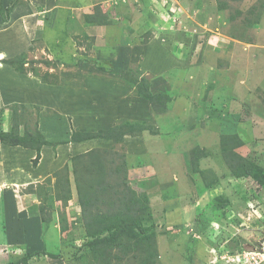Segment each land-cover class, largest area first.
<instances>
[{
	"label": "rangeland",
	"instance_id": "rangeland-1",
	"mask_svg": "<svg viewBox=\"0 0 264 264\" xmlns=\"http://www.w3.org/2000/svg\"><path fill=\"white\" fill-rule=\"evenodd\" d=\"M15 18L26 36L9 28L0 43L11 50L8 59H26L25 72L17 71L56 84L43 96L45 105H55L44 117L49 135L64 144L78 130L119 124L130 132L121 142L96 138L99 145L88 151L108 150L105 177L114 184V170L124 166L121 176L138 196L146 194L157 226L151 248L125 252L101 244L93 252L87 231L103 223L90 222L117 210L111 198L120 196L113 187L98 191L83 209L76 160L66 155L39 169L51 174L43 183L13 187L28 227L16 236L3 224L0 264H230V254L239 264L238 254L260 249L264 189L258 194L235 179L227 156L235 134L242 143L236 150L264 167V0H0V29ZM113 76L123 90H109L105 78ZM141 81L171 101L153 106L137 89ZM40 110H20L18 117L40 129ZM145 124L153 127L141 132ZM7 213L3 222L17 224L20 216Z\"/></svg>",
	"mask_w": 264,
	"mask_h": 264
},
{
	"label": "trees",
	"instance_id": "trees-1",
	"mask_svg": "<svg viewBox=\"0 0 264 264\" xmlns=\"http://www.w3.org/2000/svg\"><path fill=\"white\" fill-rule=\"evenodd\" d=\"M87 16V19H91L92 21H94L95 17H98V21L101 22H105L107 18L102 14L97 15V13H88ZM4 62L16 67L19 71L25 72L26 59L24 57L21 58V56L18 55L17 57L11 59H4ZM142 81L139 82L137 89H139L141 93L140 95H143L153 106L158 101H161L163 104H167L171 101L172 96L168 93H154L151 90L150 85ZM12 108V128L9 131L0 129V139L7 145H21L27 148L35 149L37 151V156L34 159V162L37 163L41 157L42 147L47 144H54V142L48 140L39 128H35L33 130L28 126L27 122H25V124L22 123L21 117H18V112L20 110L25 111L27 109L24 104L14 103ZM25 114L26 113L23 115ZM126 123L132 124L133 122ZM21 124H24L25 126L23 133H21L19 129ZM152 127V124H145V126H141L140 130L143 132L145 129ZM128 133L130 132H127V130H124L121 125L117 124L110 128L98 131H74L72 133V141L84 142L96 138H102L113 142H121L124 140V136ZM229 136H232L234 139V151L231 150L227 156V162L232 171V176L237 180L240 179L245 181L243 183H245L246 186L251 185L256 193H261L264 189V167L259 165L257 161L244 156L236 150V147L242 144L237 135L234 134ZM225 137L226 136H224V138ZM107 151L108 150L106 149H92L85 152V154L88 153L86 155L82 153L72 157L73 160H76L74 172L76 176V185L79 188V193L82 194L81 201L83 209L86 210L88 209V206H92V201L98 191L105 192L109 188L113 187L115 195H117V197L120 196L117 199L111 198L113 202H118L119 207L117 210L103 214V221L93 219L90 222V224H96L99 221L100 223H103V225L98 230L87 231V236L90 238L87 243L93 252H96V248L101 244H105V246L120 247L121 249H124L125 252L130 251V249L135 246H140L145 243L149 248H151L154 246L157 219H153L152 213L148 209L149 207L146 203L148 202V197L146 194L138 196L137 192L128 185L127 176H121L124 166H117V169L114 170L113 176L115 184L107 181V178L105 177L107 169L106 160H108L105 153ZM83 157H85L84 160L82 159ZM82 160L83 162L81 163ZM80 163L81 166H79ZM65 166L67 167L68 164ZM87 172L89 174L88 180V177L86 176ZM117 176L121 180L118 181V178H116ZM90 177H92V179ZM70 183V179L65 182L68 186H70ZM86 185H88L87 192L83 191ZM210 187L211 186H209V188ZM68 190L70 191L71 187H68ZM39 192L40 191H38V193ZM70 194L67 195V199L71 198ZM224 197L228 198L227 195H224ZM178 199L179 197L177 196L175 204L179 202ZM96 200H98V198ZM219 205H221V203ZM221 207L222 210L226 211V207L223 205ZM147 210L149 211V214L146 212ZM93 214L96 215V213ZM125 238L128 240H125ZM191 239L192 241H196V238L191 237ZM25 264L27 263L25 262Z\"/></svg>",
	"mask_w": 264,
	"mask_h": 264
},
{
	"label": "crops",
	"instance_id": "crops-1",
	"mask_svg": "<svg viewBox=\"0 0 264 264\" xmlns=\"http://www.w3.org/2000/svg\"><path fill=\"white\" fill-rule=\"evenodd\" d=\"M15 19L16 21L14 23L12 21L10 22V27H8V25V28L6 27L0 29V34L3 35L0 37V41L3 40V37H6L9 34V28H12L11 30H13L14 28L18 27L22 33V36L25 35L26 31L22 18ZM0 52L6 53V57L2 58V61H0V129L9 131L12 128V121L10 118L11 111L9 108L10 105L19 103L24 104L27 108L31 109L34 108V106H40V130L45 134L48 140L57 143L50 145L47 144L43 146L41 149V157L39 159L40 161L35 163L34 159L37 156V151L35 149L27 148L21 145H7L4 144L0 139V186L7 185V187L5 188H8V190L4 192V194L7 195L5 204H0V214H2L0 217V228H2L4 224L6 229H15L16 231L14 234L18 236L22 231V225L26 228L28 227V224H23V221L27 222L28 220L22 217L26 216L24 215L25 206H21L19 200L15 201L13 198L17 195H14L15 189L13 187L20 186L23 189L28 184L37 185L38 183H43V180L47 177H50L51 175L50 172H47L45 175V173L39 170L43 165L46 164L49 166H53L56 162L57 164L63 163V161L61 160H63V158L65 159L66 155L67 157H70V160H72V157L75 155L72 149H76V151H78L77 154L87 152L91 147H93V145H99V140L92 139L84 142L71 141L63 144L59 139L53 137V131H51V135H49L48 127L44 124V117L46 116L48 111L55 110V105H45L44 102L46 100L43 96L45 93L50 96L51 91L49 89L55 87L56 84L44 82L43 80L38 79L39 76H34V78L30 79V75L19 72L13 66L4 62L3 60L9 57L11 50L5 48L2 43H0ZM145 62L146 61H144V63ZM114 77L115 76L105 78V81H107L105 83L109 86V90H123L122 86L114 87ZM83 94L87 97V91H84ZM99 99V97H96V100ZM20 132H24L23 126L20 127ZM48 155H51L52 157L49 156V158H47V160L45 159L44 161V158L46 156L48 157ZM18 178H20L21 180H18ZM10 180L14 181L9 183ZM34 194L36 196L35 198H37V193ZM35 200L32 201L35 202ZM168 204H173V202L169 200ZM7 211V215H9L10 213L11 216H20L19 218L15 216L14 220L16 219L17 224H14V226L11 224L10 220L3 222L8 219L5 214V212ZM32 227L33 226H31V228ZM22 237H24V235H22ZM22 237L18 241L22 242L23 240H28L25 238L23 239ZM6 239L12 238H10V236H7Z\"/></svg>",
	"mask_w": 264,
	"mask_h": 264
},
{
	"label": "built area",
	"instance_id": "built-area-1",
	"mask_svg": "<svg viewBox=\"0 0 264 264\" xmlns=\"http://www.w3.org/2000/svg\"><path fill=\"white\" fill-rule=\"evenodd\" d=\"M242 258V261L239 264H260L264 261V244L260 246L259 250L253 249L249 251L246 255L242 253L238 254ZM228 261L230 263L234 262V255H228Z\"/></svg>",
	"mask_w": 264,
	"mask_h": 264
},
{
	"label": "bare ground",
	"instance_id": "bare-ground-1",
	"mask_svg": "<svg viewBox=\"0 0 264 264\" xmlns=\"http://www.w3.org/2000/svg\"><path fill=\"white\" fill-rule=\"evenodd\" d=\"M4 57H6V53H5V52H1V53H0V61H1V59L4 58Z\"/></svg>",
	"mask_w": 264,
	"mask_h": 264
},
{
	"label": "clouds",
	"instance_id": "clouds-1",
	"mask_svg": "<svg viewBox=\"0 0 264 264\" xmlns=\"http://www.w3.org/2000/svg\"><path fill=\"white\" fill-rule=\"evenodd\" d=\"M230 255H234V254H230ZM228 260V259H227ZM230 263V262H229ZM230 264H233V263H230Z\"/></svg>",
	"mask_w": 264,
	"mask_h": 264
}]
</instances>
